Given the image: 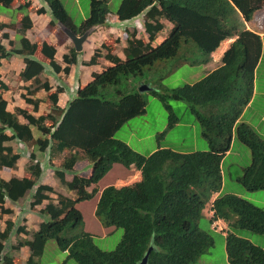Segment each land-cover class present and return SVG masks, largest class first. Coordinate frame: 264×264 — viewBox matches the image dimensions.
<instances>
[{"label":"trees","instance_id":"16d2710c","mask_svg":"<svg viewBox=\"0 0 264 264\" xmlns=\"http://www.w3.org/2000/svg\"><path fill=\"white\" fill-rule=\"evenodd\" d=\"M45 1L52 15L46 25L48 32L35 36L31 42L25 36L33 27L29 13L43 14L44 7L35 6L31 0H0V6L22 13L18 21L0 22V66L4 58L22 57L24 68L19 73L20 79L30 81L34 87L25 86L26 92L21 93V97L36 111L39 100L32 96L44 90L51 105L49 113L38 116L20 107L9 110L0 92V167L14 168L20 157L6 144L8 141L35 145L39 151L48 149V165L54 176L73 191L75 197L39 183L43 175L42 162H34V153L29 155L28 176L8 180L0 177V213H12L3 206L6 199L15 202L28 192H32L31 210L47 202L40 209L46 216L36 231L30 233L26 225H21V217L16 221L5 220L4 229H0V264H15L13 256L5 252L7 240L14 232L18 237L13 249L25 245L29 248L27 264L36 262L48 240H54L67 252V259L77 264H139L149 247L152 248L147 264L195 263L213 245L210 232L202 229L199 221L213 193L222 188L221 162L230 149L233 134L250 150V163L243 167L237 181L249 191L264 189V137L240 119L253 96L255 69L264 61V38L248 29L246 23L257 10L264 8V0H121L115 10L118 20L143 15L147 40L132 28L124 32V58L113 53L108 45L97 48L85 64H97L102 56L110 64L101 71H93L86 84H79L65 108L57 104L63 87L52 90L47 79H40L44 65L33 55L39 52L54 72L68 74L70 66L78 62L79 53L70 47L68 53L62 55L64 66L56 61L57 47L68 37L54 21H60L75 33L105 25L111 12V0H89V15L78 26L60 0ZM166 27H169L166 36L154 45L158 34ZM14 31L21 34L19 46L8 49L2 39H8L9 33ZM49 33L56 35V42H52ZM229 39L232 41L222 54L221 64L198 81L164 92L150 90L168 111L167 130L180 120L169 100L188 104L201 127L207 150L182 152L159 146L143 155L114 136L129 119L146 110L143 93L118 88L123 80L142 78L145 68L157 62L179 58L193 64L206 63ZM8 42L13 44L12 40ZM102 49H105L104 54ZM191 54L198 55L193 59L186 57ZM111 86L116 88V97H109L114 93ZM0 87L5 88L1 81ZM31 126L37 128L41 137L34 139ZM164 135L165 131L160 134ZM81 162L90 166L88 174L76 169ZM116 163L134 166L140 170L141 179L129 185H109L102 189L95 216L103 226L123 230L116 247L104 250L94 243L91 233L84 230L83 216L76 204L92 198L97 191L95 185ZM211 210V223L222 219L231 228L264 235V208L241 196L221 193L212 201ZM64 232L67 235H63ZM22 234L31 238L19 237ZM225 251L228 264H264V248L231 231L225 234ZM59 264H67V260Z\"/></svg>","mask_w":264,"mask_h":264},{"label":"rangeland","instance_id":"374dc122","mask_svg":"<svg viewBox=\"0 0 264 264\" xmlns=\"http://www.w3.org/2000/svg\"><path fill=\"white\" fill-rule=\"evenodd\" d=\"M68 14L70 15L72 21L77 26L80 25L83 19H85L89 15L90 10V1L89 0H60ZM121 0H111L109 3V9L111 12H115L118 4ZM0 12H6L8 15L14 19L16 18V13L18 10L15 8H6L0 6ZM264 18V11H260L256 14L254 21L248 26H257L261 27L262 19ZM36 19V17H35ZM112 16L109 17V21L111 22ZM43 20V17L41 18ZM41 20L36 19L37 29L40 27ZM134 27H131V29ZM140 28V26H139ZM101 30V31H100ZM98 29L92 35L93 37H97L98 33H102V31H106L107 27H103ZM142 31V29H140ZM168 30H163L162 34L159 38L156 39L158 42L163 35L166 34ZM121 30H119L120 34ZM44 33H41L42 36ZM103 34V33H102ZM20 33H17L16 37L19 40ZM110 35V36H109ZM116 33L114 35L108 32V37L103 41V43L107 46H110L114 49L116 53H122V45L121 39L125 38L124 34H120L119 37H116ZM51 38V37H50ZM90 39L87 41V48L84 49V52L79 55L80 64L85 67L84 57L88 56V52L91 48H89ZM17 40L13 39V45L8 47H13ZM67 46L65 48L64 53L68 52V47L72 46L71 41H67ZM155 42V43H156ZM7 43V41H5ZM125 43V42H124ZM19 46V43H18ZM227 47V46H226ZM63 49V48H62ZM105 52V49H103ZM220 52V51H218ZM124 55V54H123ZM182 53L179 51V57ZM198 54H191L190 56H186L190 59L197 57ZM13 56V55H12ZM17 57V56H14ZM35 57L43 60L42 55L39 52H35ZM11 56L8 63L5 61L2 65V73L1 80L7 86L6 89H2L4 96L11 102V99L15 100L20 97L21 93L26 92L25 86H29L30 88L34 87L31 85L30 81L24 82L20 79V76L17 74V70L19 67L21 68V63L18 61H12ZM21 60V57H18ZM61 55L58 57V61L61 62ZM184 60L172 59L168 60L165 63L157 62L150 68H145L143 77H130L128 80H123L120 86L118 87L120 90L133 91L138 90L139 88L146 85H149V89H143L142 93L144 98L146 99V110L145 113L137 115L131 119H129L124 125H122L119 130H117L114 136L118 139L126 142L133 150L147 155L148 152L152 150H156L158 145L162 147H170L176 151H188L194 149L195 151H200L204 149H208L207 143L204 138L201 136V127L197 120L195 119L194 114L188 109V104L182 100H169V104L171 105L173 111L179 117V122L170 130H167V117L168 111L164 108L162 102L159 100L157 96H153L150 93L151 89H158L161 92H164L167 89H172L178 86H182L186 83H193L201 79L208 72L212 71L217 65L220 64V57L217 58L215 54L211 56L206 63H196L193 64L189 61L183 62ZM42 62V61H41ZM64 66V65H63ZM82 66H80V74H76L71 77V81H68L67 75L64 73H60L59 78L57 79V75H55L50 69L49 65H46L45 72L41 75V80H48L50 85L53 88H56L61 81L64 83L68 89L65 90L64 95H62L61 102L63 103L64 99H66L67 95L70 97L75 94V89L78 85V82L75 80L84 81L83 83L88 82L87 74L90 69L81 70ZM103 67V65L101 66ZM12 72H10V71ZM87 72H84L86 71ZM82 79V80H81ZM87 79V80H86ZM74 87V88H72ZM111 89L114 90V87L111 86ZM254 94L249 102V104L244 108L241 118L244 122L248 123L255 132H257L260 136L264 137V61L259 62L256 70H255V78H254ZM116 88L114 93L109 97H116ZM33 99H38V109L33 110V106L31 104H27L21 97L23 108L27 109L28 112L33 114H39L41 112L46 113L50 111L51 105L47 101V92L44 90L36 91L35 95L32 96ZM165 131L164 136H160L162 132ZM34 134L38 135L39 132L35 129ZM14 142V141H13ZM15 149L22 152L23 158H20L17 167L13 169L11 174H17L18 172L23 175H29L27 172V165L31 162L29 161V157L27 156V152L25 151L23 146L15 145ZM152 151V152H153ZM39 153H36V156ZM40 160L43 161L44 165L47 164V153H42L41 156H37ZM250 163V150L249 148L240 142L235 134L232 136V142L228 153L225 155L221 162V169L223 174V183L222 190L223 193H233L238 196H241L253 204L264 208V189L257 191H249L246 190L238 181L237 177L241 175L242 169L244 166ZM119 167H113L109 172H107L95 185L96 193L92 196L91 199L78 202L76 207L81 211L84 222V230L89 231L93 235L94 243L104 250H112L116 247L118 242L122 238L123 230L121 228H116L114 226H103L99 219L95 216L94 210L96 206V202L99 198V195L102 189L108 185H111L115 182L116 177H118L121 173V169ZM2 168H0V174L5 175L2 172ZM53 175L51 171H46V174L40 181L44 183H48L52 180ZM43 179V180H42ZM51 183V182H50ZM32 192H28V195L23 201H20L19 204H23L26 206V209L23 210L17 204L15 205L13 210L18 209V214H27V209L29 212L30 200ZM11 206H13L10 203ZM39 217V215H37ZM203 217L199 221V225L202 229L210 232L213 238V245L199 257V259L193 264H228L226 251H225V232L221 231L220 228L223 227V224L218 223V228H215L211 222L210 217L207 215V211H203ZM29 221V220H28ZM34 220L31 219L29 221L30 227H33ZM231 232L237 233L239 236L247 238L252 243L259 245L264 248V235L253 233L249 230L242 228H231L227 227ZM226 230V232L228 231ZM31 232V231H30ZM74 233V231H72ZM71 233V232H70ZM63 235H67L66 232L62 233ZM14 240L12 242L14 243ZM11 242V239H8L7 242ZM8 242V243H9ZM12 243V244H13ZM5 250H9V252L14 251L10 245H6ZM15 258V264H27V256L28 249L26 247L20 248L17 251ZM67 260V264H77L72 259H67V252L62 251L54 240H48L45 244L44 251L42 255L36 258V262L34 264H59L62 261Z\"/></svg>","mask_w":264,"mask_h":264},{"label":"crops","instance_id":"0c3cea01","mask_svg":"<svg viewBox=\"0 0 264 264\" xmlns=\"http://www.w3.org/2000/svg\"><path fill=\"white\" fill-rule=\"evenodd\" d=\"M32 1V3L35 5V6H43L44 7V9H45V13L44 14H41V15H36V14H33V13H29V15H30V17H31V19H32V22H33V27L31 28V29H28L27 31H26V37L28 38V39H30L31 41H33L34 40V38H35V36H41L40 34L41 33H43V31H45V29H46V25H47V23L51 20V13H50V10H49V8H48V6H47V4H46V2L44 1V0H31ZM21 15H22V13L21 12H17L16 13V18L15 19H13L12 17H11V19H10V15H8V13H6V12H0V21L1 22H5V23H10V22H12L13 20L14 21H18V20H20V18H21ZM111 16H112V19H111V23L112 24H109L108 26V32H110V34H112V35H114V32L116 33V37H119V35L120 34H124V32H125V30L126 29H131V27H135L136 29H137V31H138V35L141 37V35H142V37L143 38H146V36H145V34H144V32H143V30H144V28H143V15H140V16H137L136 18H133V19H130V20H125V21H120V20H118V18L116 17V15L115 14H111ZM35 17H36V19H38V20H41V18L43 17V20H41V22H40V27L37 29V23H36V19H35ZM135 22H136V24H135ZM107 23H109L108 21H107ZM139 26H140V28H139ZM101 28H103V27H99L98 29L100 30ZM140 29H142V31L140 30ZM119 30H121V32H120V34H117V33H119ZM101 31V30H100ZM105 30L104 31H102V33H98V36L97 37H93V40L91 41V43L89 44V48H91L90 49V51L88 52V56L87 57H84V60H88L89 58H90V56L92 55V53H93V51H94V49L95 48H97V47H99V45L108 37V32H107V34L105 35ZM143 32V33H142ZM16 34H17V32H13V33H9V39H11L12 40V38L14 37V36H16ZM43 36H44V34H43ZM110 36V35H109ZM51 37V39H52V42L54 43V42H56V40H57V37H56V35L54 36V35H51L50 36ZM5 41H8L7 39H3L2 40V42H3V44L4 45H6V43H5ZM67 41L65 42V43H63L62 45H60V46H58L57 47V53H56V57L58 58L60 55H62V54H64V51H65V48H66V46H67ZM228 43L229 42H223V44L221 45V47L216 51V52H214L213 54H212V56L215 54V56L217 57V58H219L221 55H222V52L226 49V46H228ZM121 45H122V50H123V47H125V43H124V39L122 38L121 39ZM7 46V45H6ZM7 48H9V47H7ZM63 48V49H62ZM87 48V42L85 41V43H84V49H86ZM88 49V48H87ZM113 52L115 51L114 49L112 50ZM218 51H220V52H218ZM115 53V52H114ZM118 56H120L121 58H124L125 56L122 54V53H116ZM12 58H11V60L14 62V61H18V62H20L21 63V68L23 67V63H22V61L20 60V58H18V57H14V56H11ZM10 59H5L4 61H3V63H2V65L4 64V62L6 61L7 63H8V61H9ZM80 61V60H79ZM43 62V61H42ZM15 63V62H14ZM43 64L44 65H46V63L45 62H43ZM110 64V62L107 60V59H105L103 56L102 57H100L99 58V60H98V63H97V65H89V66H85V67H83L81 64H80V62L79 63H76V64H73V65H71L70 66V71H69V73L67 74V79H68V81H71V77H73L74 75H75V73L78 75V74H80V66H82V68H81V70L83 71V69L85 68V69H90L89 70V72H88V74H87V76L86 77H88V81L91 79V73L93 72V71H100L101 69H103L104 67H106L107 65H109ZM2 65H1V68H0V73H2ZM103 65V67H101ZM21 68L19 67V69L17 70V74L19 73V71L21 70ZM51 70V69H50ZM10 71V70H9ZM13 71V70H12ZM12 71H10V72H12ZM52 71V70H51ZM84 72H87V70L86 71H84ZM54 74L55 75H57L56 77H57V79H60L59 78V76L58 75H60V73L58 72V73H56V72H54ZM79 76V75H78ZM82 80V79H81ZM87 80V79H86ZM75 81H77L78 83H81V84H85V83H83L84 81H78V80H75ZM58 85H60V86H62L63 87V92H61L59 95H58V106L59 107H61V108H65L66 106H67V104H68V102L74 97V95H72L71 97L69 96V95H67V97H66V99H64L63 101V103L61 102V99H62V95H64V94H66L65 93V90L66 89H68V87H66V85L64 84V83H61V81H60V83L58 84ZM54 89V88H53ZM253 94H254V92H253ZM4 95V94H3ZM5 97V96H4ZM6 98V97H5ZM22 103V101L20 100V97H18L17 99H11V102H9L8 103V106H7V108L9 109V110H14V106H21V107H24L23 106V104H21ZM42 113V112H41ZM40 114V113H39ZM39 114H35L36 116L37 115H39ZM242 121H243V119H241ZM34 137H35V135H34ZM38 137V136H37ZM9 145H11L12 147H14V150H16L15 149V145H17V143H16V141H11L10 143H8ZM18 146V145H17ZM159 146H161V145H158V147ZM165 147H166V145H165ZM153 151V150H152ZM151 151V152H152ZM180 151V150H179ZM190 151H195L194 149H192V150H188V151H183V152H190ZM33 152L36 154L37 153V151L35 150V148L33 147ZM151 152H148V154L149 153H151ZM228 153V152H227ZM226 153V154H227ZM42 155V152H39V154L37 155V156H41ZM36 156V157H37ZM21 158H23V157H21ZM38 158V157H37ZM39 159V158H38ZM40 160V159H39ZM80 163V162H79ZM79 163H77V165H76V169L77 170H79V169H81V171H84L83 172V174H88V172H89V170H90V166L88 165V163L87 162H85V163H82V164H79ZM114 166L115 167H119L118 169H121V173H120V175L118 176V177H116V180H115V182L113 183V185H115V186H120V185H122V184H124V183H132V182H134V181H137V180H139L140 179V177H141V174H140V171L137 169V168H135L134 166H131V167H124V166H122L121 164H118V163H116V164H114ZM113 166V167H114ZM13 171V169H9V168H4V170H2V172L5 174V175H2V174H0V177H2V178H4V179H8L9 177H12V176H16V177H21V176H23V172L22 173H20V172H18L17 174H11V172ZM51 182V183H50ZM50 182H48L47 184H49V185H52V186H54V187H56L58 184H59V182H58V180L56 181V179L54 178V177H52V180L50 181ZM221 193H223V190H222V188H221V190L219 191V192H217V193H214L213 194V196L211 197V200L209 201V204H208V206H207V208L206 209H204L203 211H207V215L209 216V217H211L212 216V214H213V212H212V210H211V202L214 200V198H216L219 194H221ZM20 202H18V203H16L15 205H19L20 206V208L21 209H23L24 208V206H23V204H19ZM13 205V204H12ZM15 205H13V206H11L10 205V203L9 202H6V204H5V206L6 207H10V208H12V209H14V207H15ZM31 212H34V211H31L30 210V212H28L27 214H26V216L28 217H26L25 216V218H27V225H28V230H30V229H34V230H36L37 228H38V225L43 221V219L41 218V216L40 217H38L36 214H30ZM18 216V209L17 210H14V214H13V216H11V219L12 220H14V219H16V217ZM8 219V217H7V215H4V217H3V219L1 220L0 219V228L2 229L3 227H4V221L5 220H7ZM31 219H33L34 220V223H33V227L31 228L30 227V224H29V221H31ZM29 220V221H28ZM215 222H217V223H221V224H223V226H225L226 227V223H224L223 221H221V220H218V221H215ZM25 247V246H24Z\"/></svg>","mask_w":264,"mask_h":264},{"label":"clouds","instance_id":"9594fccd","mask_svg":"<svg viewBox=\"0 0 264 264\" xmlns=\"http://www.w3.org/2000/svg\"><path fill=\"white\" fill-rule=\"evenodd\" d=\"M45 1V0H44ZM46 2V1H45ZM46 4H47V2H46ZM47 6H48V4H47ZM48 8H49V6H48ZM50 10V9H49ZM260 11H264V8H262V9H259V10H257L255 13H254V15H253V18L249 21V22H247L246 23V26H247V28L248 29H250V30H252V31H254V32H257L258 34H260V36H262V38H264V18L262 19V23H261V27L259 28V27H257V26H248V24L251 22H253L254 21V19H255V16H256V14L258 13V12H260ZM32 13V12H31ZM50 13H51V11H50ZM33 14H36V13H33ZM44 14V13H43ZM111 14H113V12H110L108 15H107V19H106V24L105 25H102V26H100V25H97V27L95 28V30H93L92 32H91V34L88 36V38L86 39V42L88 41V39L89 38H91L90 39V43H91V41L93 40V38H92V35L94 34V32L96 31V30H98V28L99 27H109L110 25L109 24H112L111 22H109V23H107V21H109V17L111 16ZM114 14H115V12H114ZM36 15H41V14H36ZM22 16V15H21ZM30 16V15H29ZM51 17H52V15H51ZM117 17V16H116ZM31 18V17H30ZM15 19V18H14ZM51 20H52V18H51ZM50 20V21H51ZM14 21V20H13ZM1 22V21H0ZM55 22V24H56V26L58 27V29L59 30H61L60 29V26L58 25V21H54ZM250 23V24H251ZM135 24H136V22H135ZM76 25V24H75ZM109 25V26H108ZM135 28V27H134ZM144 28V27H143ZM136 29V28H135ZM168 30L169 29V27H166V28H164L163 30ZM129 30H131V29H129ZM137 30V29H136ZM163 30L158 34V36H157V38H159V36L162 34V32H163ZM62 31V30H61ZM48 31H47V29H45V31H43V33H47ZM63 32V31H62ZM143 32H144V30H143ZM142 32V33H143ZM64 33V32H63ZM65 34V33H64ZM76 34H81V33H76ZM145 34V33H144ZM166 34H167V32H166ZM166 34L165 35H163V37L158 41V42H156V39H155V41L153 42V44L155 45V44H158L160 41H162V39L166 36ZM17 35V34H16ZM51 35H54L55 36V34H53V33H49V35L48 36H51ZM66 35V34H65ZM25 36H26V32H25ZM67 36V35H66ZM145 36H146V40H147V35L145 34ZM68 37V36H67ZM4 39V38H3ZM2 39V40H3ZM13 39L15 40H17V42L16 43H14L15 45L13 46V47H18V43H19V40L17 39V37L16 36H14L13 38H12V43H13ZM7 40H11V39H7ZM30 40V39H29ZM31 41V40H30ZM34 41V40H33ZM67 41H71V39L68 37V40ZM230 41H232V39H229V40H227L226 42H230ZM32 42V41H31ZM72 42V41H71ZM124 42H125V38H124ZM156 42V43H155ZM225 42V41H224ZM3 43V42H2ZM85 43V42H84ZM84 43H83V50L81 51V52H78L79 54H78V62L77 63H79L80 61V58H79V55L80 54H82L83 52H84ZM102 44H104L103 42L99 45V47H97V48H101V45ZM7 45V46H6ZM6 47H8L10 44H9V42L7 41V43H6ZM13 45V44H12ZM12 45H10V46H12ZM71 47H74L73 46V42H72V46ZM69 48L70 47H68V50H69ZM97 48H95L94 49V51L97 49ZM8 49H11V47H9ZM94 51H93V53H94ZM225 51V50H224ZM223 51V52H224ZM113 52V51H112ZM214 52H216V51H214ZM213 52V53H214ZM223 52H222V54H223ZM66 53H68V52H66ZM92 53V54H93ZM102 53L104 54L105 52L103 51V49H102ZM114 53V52H113ZM212 53V54H213ZM115 54H116V52H115ZM212 54H211V56H212ZM63 55V54H62ZM62 55H61V57H62ZM13 56H17V55H13ZM92 56V55H91ZM91 56H90V58H91ZM17 57H20V56H17ZM33 57L35 58V59H37L36 57H35V53H34V55H33ZM43 57V56H42ZM104 57V56H103ZM221 57H222V55L220 56V64H221ZM10 58V57H9ZM55 58H56V61L58 62V63H60L62 66L64 65L63 63H62V59H61V62H59L58 61V58L56 57V55H55ZM89 58V59H90ZM5 59H8V58H4V59H2V61H1V65H2V63H3V61L5 60ZM89 59L87 60V61H89ZM38 60H40V61H43V62H45L46 63V65H49V63L47 62V59L46 58H44L43 57V60H41V59H39L38 58ZM99 60V59H98ZM21 61H22V63H23V67L21 68V70L24 68V62H23V58L21 57ZM86 60L84 61V64L87 62ZM43 62H42V64H43ZM184 62V61H183ZM76 64V63H75ZM219 64V65H220ZM44 65V64H43ZM46 65H44V71L43 72H45V69L47 68L46 67ZM73 65V64H72ZM94 65H97V64H94ZM219 65H217L216 67H218ZM85 66H89V65H86L85 64ZM258 66V65H257ZM215 67V68H216ZM0 68H1V66H0ZM105 68V67H104ZM214 68V69H215ZM257 68V67H256ZM49 69H51L52 70V72L54 73V71H53V69L51 68V66L49 65ZM20 70V71H21ZM102 70V69H101ZM100 70V71H101ZM256 70V69H255ZM20 71H19V73H20ZM43 72H42V74H43ZM19 73H18V75H19ZM59 73H61V72H59ZM63 73V72H62ZM41 74V75H42ZM67 75V74H66ZM41 77V76H40ZM0 81L4 84V82L1 80V73H0ZM50 83V82H49ZM79 84H81V83H78V85ZM86 84V83H85ZM5 85V84H4ZM77 85V86H78ZM146 86V85H145ZM62 87V86H61ZM7 88V86L5 85V88H2V87H0V92L2 93V95H3V92H2V89H6ZM72 88H74V87H72ZM77 88V87H76ZM52 90H55V88L53 89V87L51 88ZM146 89H149V85L147 86V88ZM140 92V91H139ZM254 92V91H253ZM142 93V92H141ZM75 94H76V89H75ZM75 94H74V96H75ZM3 97H4V95H3ZM20 97H21V95H20ZM253 97V96H252ZM5 98V97H4ZM22 98V97H21ZM23 99V98H22ZM252 99V98H251ZM5 100L7 101V106H8V103H9V101H8V99L7 98H5ZM24 100V99H23ZM25 101V100H24ZM251 101V100H250ZM27 103V102H26ZM28 104V103H27ZM58 104V103H57ZM249 104V103H248ZM15 107H20V108H23V107H21V106H14V108ZM23 109H25V108H23ZM25 110H27V109H25ZM50 111H47L46 113H49ZM31 113V112H30ZM44 112H42V113H40V114H43ZM31 114H33V113H31ZM39 114V115H40ZM34 116H36L35 114H33ZM38 116V115H37ZM241 118V117H240ZM19 119L21 120V121H23L24 119L23 118H21V117H19ZM31 129H32V133H33V137H34V130L36 129L37 130V128L36 127H34V126H31ZM38 131V130H37ZM39 132V131H38ZM6 133L7 134H11V132H10V130H6ZM38 136V137H37ZM39 137H41V133L39 132V134L38 135H35V137H34V139H36V138H39ZM12 141H16V143H17V145L18 146H23L24 147V149H25V151L27 152V156L29 157V155L31 154V153H34L33 152V147L35 148V150L39 153V152H42V153H47L48 154V158H47V164H45L44 165V163H43V161L42 160H39L37 157H36V160H34V162H36V161H40V162H42V165H41V167H42V169H43V175H42V177L41 178H43L44 176H45V174H46V171H48V170H50L51 171V174L53 175V177L56 179V181L58 180V182H59V184L56 186V187H54V186H52V185H49V184H47V183H44V182H42V181H40L41 180V178H40V180H39V183H42V184H46V185H49V186H51L55 191H57V192H59V193H63L64 195H66V196H68V197H71V198H74L75 197V193L73 192V191H69L64 185H62L61 184V182L59 181V179L57 178V177H55L54 176V174H53V172H52V168L48 165V159H49V152H48V149H46L45 151H39L38 150V148L35 146V145H28V144H25V143H23V142H21V141H17V140H12ZM11 141H8L6 144H8V143H10ZM14 148V147H13ZM15 151H17V150H15ZM19 154H20V157H19V159L21 158V157H23V156H21L22 155V152L21 151H17ZM35 154V153H34ZM226 155V154H225ZM35 156H36V154H35ZM225 157V156H224ZM223 157V158H224ZM19 159L17 160V163H18V161H19ZM223 160V159H222ZM29 161H30V158H29ZM31 162V161H30ZM17 163H16V166L14 167V168H9V169H15L16 167H17ZM28 166V165H27ZM1 168V167H0ZM4 168H6V167H2V169H4ZM27 168V167H26ZM140 171V170H139ZM141 174V173H140ZM24 176H28V175H23V176H21V177H17V178H22V177H24ZM12 177H16V176H12ZM12 177H9L8 179H10V178H12ZM2 178V177H1ZM8 179H6V180H8ZM140 179H141V177H140ZM139 179V180H140ZM43 180V179H42ZM139 180H137V181H139ZM134 182H136V181H134ZM134 182H132V183H134ZM132 183H124V184H122V185H120V186H123V185H129V184H132ZM111 185H113V184H111ZM109 186V185H108ZM115 186V185H114ZM120 186H117V187H120ZM92 188V187H91ZM91 188L89 189V190H91ZM214 194V193H213ZM28 195V194H27ZM27 195H25L24 197H22V198H20L19 200H17V201H15V202H12V201H10V200H8V199H6L5 200V203H4V208H9V209H11L12 210V213H8V214H2V213H0V219L2 220L3 219V217H4V215H7V217H8V219H11V216H13V214H14V210L12 209V208H10V207H6L5 206V204H6V202H9V203H11V204H16V203H18V202H20V201H23L25 198H26V196ZM53 196H55L54 194H52ZM213 196V195H212ZM215 199V198H214ZM210 200H211V198H210ZM209 200V201H210ZM31 201V200H30ZM209 201H208V203H207V205H206V207H205V209L207 208V206H208V204H209ZM47 202H42L40 205H37L36 206V210H31V209H29V212H30V210L31 211H34V212H31L30 214H36V215H39V217L41 216V218L44 220V218H45V214H42V213H40V209H42V208H44L45 207V204H46ZM211 205H212V202H211ZM29 208H30V206H29ZM26 209V206H24V208H23V210H25ZM95 211V210H94ZM27 213H28V209H27V211H26ZM213 212V211H212ZM22 214H18V216L16 217V219H14L13 221H16L17 220V218L18 217H21L20 218V224L22 225V224H24V225H26V229L28 230V225H27V216L25 215V214H23V216H21ZM25 216L27 217V218H25ZM22 218H24V219H22ZM22 219V220H21ZM210 219V218H209ZM218 220H221V221H223L222 219H217V220H215V221H218ZM215 221H213L211 224L215 227V228H218V223L217 222H215ZM224 223H226L225 221H223ZM4 224H5V221H4ZM40 225V224H39ZM39 225H38V227H39ZM4 227H5V225H4ZM4 227L2 228V229H4ZM227 227H229L228 226V224L226 223V227L225 226H223V227H221L220 228V230L221 231H223V232H225V234H226V230H228V229H226ZM32 228V227H31ZM1 229V228H0ZM1 229V230H2ZM38 229V228H37ZM36 229V230H37ZM36 230H34V229H30V230H28L29 232L31 231V232H33V231H36ZM229 231V230H228ZM30 232V233H31ZM92 235V234H91ZM21 236H26V238L27 239H30L31 238V236L30 235H20L19 237H21ZM93 236V235H92ZM17 237L18 236H16V232H14V233H12L11 234V236H10V238H11V242H9V243H7V245H10L11 246V248H13L12 247V245H14L15 243H16V241H17ZM13 239H15L14 240V243L12 242V240ZM13 243V244H12ZM24 246H22V247H20V248H23ZM25 247L28 249V254H25L27 257L29 256V248L25 245ZM19 248V249H20ZM14 251H17V250H15V249H13ZM14 251H12V252H9V250H5V252H7V253H9V254H11L12 256H13V258H14V261H15V258H17L18 256H16V253L17 252H14Z\"/></svg>","mask_w":264,"mask_h":264},{"label":"water","instance_id":"95a60500","mask_svg":"<svg viewBox=\"0 0 264 264\" xmlns=\"http://www.w3.org/2000/svg\"><path fill=\"white\" fill-rule=\"evenodd\" d=\"M58 25L60 26V29L71 39L76 52H81L83 50V43L86 41V39L91 34V32L95 30V28L97 27V26H93L81 34H76L73 30L65 26L60 21H58ZM146 88L147 86L144 85L139 88V91L142 92V90ZM151 248L152 247H149V249L147 250L146 254L144 255V257L142 258L139 264H147L148 255H149Z\"/></svg>","mask_w":264,"mask_h":264}]
</instances>
